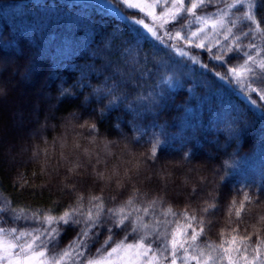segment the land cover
Listing matches in <instances>:
<instances>
[{"label":"trees","instance_id":"obj_1","mask_svg":"<svg viewBox=\"0 0 264 264\" xmlns=\"http://www.w3.org/2000/svg\"><path fill=\"white\" fill-rule=\"evenodd\" d=\"M101 2L118 6L119 0H0V87L4 89L0 95V207L14 208L18 215L30 209L29 216L32 212L59 216L70 210L69 205L78 206L76 197L80 194L85 197L103 194L106 207H114L115 203L107 197L116 196V202H123L131 195L132 187L118 192L115 184L94 182L88 175L93 168L83 149L93 153L92 164H95V154L99 155L102 163L96 165L97 171L106 162L109 171L115 166L123 173L124 169H133L148 154L151 146L148 141L159 137L163 144L157 161L142 167L148 169L147 176L153 177L157 171L167 169L171 173L167 189L162 191L155 178L149 183L143 177L133 182L135 187L149 193L144 199L163 197L164 203L155 209L156 217L173 219L160 215L169 205L178 213L186 210L205 221L201 246L205 241L219 244L222 231L226 239L233 234L231 227L236 220L234 215L229 217L228 208L233 199L239 207L240 190L251 193L256 188H264V113L250 104L236 87L186 59L181 60L150 37L137 44L125 28L129 22ZM256 15L264 26V7L260 0H257ZM140 32L147 35L142 28ZM249 40L253 38L244 43ZM102 50L103 58L99 55ZM192 51L200 52L201 61L210 68L225 71L215 62H209L203 50ZM136 56L143 60L133 72ZM106 60L112 68L133 72L134 77L147 69L142 78L136 77L142 85L140 94L148 97L160 92L159 105L142 107V116L135 121L123 106L111 110L101 120L91 111L97 107L95 102L87 109L81 106L91 88H84L82 94L78 92L80 99H58L62 88L72 87L82 77L93 87L102 85L104 76L99 71ZM235 63V59L228 61L229 65ZM167 77L172 78L171 87L163 82ZM238 112L245 115L247 123L233 132L228 125ZM76 114L81 119H75ZM84 120L98 125L95 143H89L93 137L79 127ZM108 141L114 143L106 148ZM185 152L191 154L190 160L183 158ZM77 159L87 167L81 170L80 176L69 178L67 161ZM202 177L214 178L220 186L218 191L202 185ZM193 187L197 189L195 197L188 195ZM178 192L182 194L177 196ZM209 193L218 198L211 199ZM206 203H215L217 209L202 213ZM87 205L85 199V208ZM262 216L264 196L259 203L246 204L242 220L249 226L248 232H244L242 224L239 234H252L255 231L252 225H255L264 237V222L257 223ZM0 217H3L2 227H15L17 233L34 228L38 222L22 217L13 219L11 212L0 213ZM208 221H211L210 227ZM144 222L151 232L153 217L144 216ZM114 232L116 240L123 237V232ZM106 235L101 232L100 243ZM73 236L75 231L68 229L56 251L64 249ZM132 241L130 236L129 242ZM256 242L253 234L252 245ZM99 246L97 243L92 252ZM49 250L51 258V246ZM61 262L71 264L68 258Z\"/></svg>","mask_w":264,"mask_h":264},{"label":"snow or ice","instance_id":"obj_2","mask_svg":"<svg viewBox=\"0 0 264 264\" xmlns=\"http://www.w3.org/2000/svg\"><path fill=\"white\" fill-rule=\"evenodd\" d=\"M119 2L126 9L121 12L123 19L129 22L125 28L137 44L141 41L146 42L150 37L166 46L181 60L186 59L227 85L237 87L250 104L264 113V26L261 20L257 19V0H187V3L185 0H119ZM169 2L171 7L157 16L156 8L162 4L168 5ZM260 5L264 7V0H260ZM210 7L214 11L208 12L207 9ZM233 9L236 11L233 12ZM137 16L141 18L137 19ZM146 17L152 18V25L144 22ZM156 21L160 23L156 24ZM177 22H180L178 28ZM168 24H172L173 28L161 33L159 29H164ZM192 24H198L199 27L184 32V29L190 28ZM238 25L243 26L238 27ZM141 28L147 35L141 34ZM133 33L135 35H132ZM249 37L258 42L249 40L245 44L244 40ZM193 49L203 50L209 62H215L217 67H222L225 71L221 73L210 68L208 63L201 61V53H193ZM99 55L103 58L104 51L102 50ZM133 59L136 61L133 66L135 72L136 66L143 58L136 56ZM229 59H235L237 63L229 65ZM156 70L159 71V67ZM105 72L108 74L105 75ZM133 72L122 71L119 67L112 68L110 61L106 60L102 70L99 71V75L104 76L102 85L93 87L90 81L85 83L82 77L72 87L62 88L58 99H80L77 93L82 94L84 88H91L89 95L84 96L81 101L82 107L87 109L95 102L97 107L91 111L103 120L111 110L123 106L135 121L142 116V107L158 106L162 94L156 92L155 95L148 97L141 95L142 85L136 77L142 78L147 69L136 73V77ZM84 76L86 77L87 74L85 73ZM163 82L172 86L171 77H167ZM176 83L179 84V79ZM254 84L260 86L253 87ZM73 88L76 91H73ZM3 94L4 89L0 87V95ZM74 118L79 120L81 116L76 114ZM246 123L245 115L238 112L231 118L228 127L233 132H237L240 125ZM79 127L86 129L88 135L93 137V140L88 142L95 143V137L99 133L97 123L84 120ZM113 143L108 141L105 147ZM148 143L151 145L148 154L142 157L133 169H124L123 173L115 166L109 171L106 162L102 170L97 171L96 165L102 163L99 155L95 154V164H92L93 153L87 148L83 149V154L88 157V163L93 168L88 175L94 182L115 184L118 192L125 187H132L131 195L123 202H116V196L107 197L109 202L115 203L114 207H106L103 194L87 197L80 194L76 197L78 206L69 205L70 210L64 211L59 216L40 212H32L29 216L30 209H24L18 215L14 208L0 207V213L11 212L13 219L22 217L25 220L38 221L40 225L29 230H20L18 235H16L18 229L15 227L9 229L0 227V264H61L65 258H68L71 264H178V261L180 264H193V262L194 264H264V251H262L264 237L260 236V229L252 225L255 229L252 234H239L242 224L244 232H248L249 226L242 220V214H246V204L261 202L264 188H256L251 193L240 190L242 200L239 207H236L237 202L233 199L228 208L229 217L234 215L236 220L235 226L231 227L233 234L226 239L222 231L219 244L205 241L201 246V237L205 235V221L202 218L198 219L195 214L190 215L186 210L178 213L169 205L161 210L160 215L171 216L173 219L161 220L156 217L155 209L164 203L163 197L155 195L150 199H144L143 197H148L149 193H142L135 187L133 182L141 181L142 177L149 183L155 178L164 191L168 186V177L171 176L167 169L157 171L154 177L146 175L148 169L142 166L157 161L163 142L159 137H154ZM76 148L79 149L80 145L77 144ZM183 158L190 160L191 154L185 152ZM67 162L70 164L67 168L69 178L75 179L80 176L81 170L87 167L78 159L75 162L73 160ZM200 182L204 186L210 185L213 191H218L220 187L214 178L202 177ZM181 194L176 193L177 196ZM188 195L195 197L197 189L193 187ZM208 195L213 200L218 198L212 193ZM85 199L88 202L87 208L84 206ZM216 209L215 203H206L201 208V212L207 214ZM147 215L153 217L151 232L147 231L149 225L144 222V216ZM0 220H3V217H0ZM261 222H264V216L257 221V223ZM231 224L230 219L229 225ZM161 225L165 227L161 229ZM167 225L172 227L169 228ZM208 225L211 226V221H208ZM68 229L74 230L75 236L69 240L64 249L57 252L59 240ZM114 230L123 232L120 240L114 238L116 235ZM101 232L107 233L102 243H100ZM253 234L257 237L255 246L252 245ZM130 236L133 237L132 242H129ZM149 236L153 238L148 239ZM97 243L100 246L92 252V248ZM49 246H51L50 259L46 258L49 255Z\"/></svg>","mask_w":264,"mask_h":264},{"label":"rangeland","instance_id":"obj_3","mask_svg":"<svg viewBox=\"0 0 264 264\" xmlns=\"http://www.w3.org/2000/svg\"><path fill=\"white\" fill-rule=\"evenodd\" d=\"M185 2L187 3V0H185ZM101 4H103L104 6H106L107 8H109L110 10H113V11H116L117 13H121V11H117V9H124L123 8V6L120 4V2L118 3V6H115L114 4H112V3H110V4H107V3H104V2H101ZM222 6V5H221ZM119 7H122V8H119ZM168 7H171V3L169 2V4L168 5H160V6H158L157 8H156V14H157V16H159V14L162 12V11H164L166 8H168ZM124 10H126V9H124ZM207 11L208 12H212V11H214V9L213 8H208L207 9ZM236 10L235 9H233V12H235ZM144 22L145 23H147V24H150V25H152L153 24V21H152V18L151 17H146L145 18V20H144ZM156 24H159L160 23V21H156L155 22ZM179 23L180 22H177V24H176V27L178 28L179 27ZM183 23H187V21H184ZM197 27H199V25L198 24H192L191 26H190V28H188V27H186L185 29H184V32H187V31H189V30H195ZM238 27H241L240 25H238ZM173 28V25L172 24H168V25H166L165 26V28L164 29H159V31L161 32V33H163L165 30H171ZM183 34V33H182ZM253 87H259V84H254L253 85ZM237 88V87H236ZM238 89V88H237ZM239 90V89H238ZM240 91V90H239ZM256 109H258L259 111H260V109L259 108H257V107H255ZM40 225H39V222H37L36 223V225H35V227H39ZM0 227H2L1 225H0ZM34 227V228H35ZM9 229V228H8ZM16 235H18V233L16 234ZM9 238H11V237H9ZM46 258H48V259H50V256H46ZM61 264H65L64 262H61ZM178 264H180V261H178Z\"/></svg>","mask_w":264,"mask_h":264}]
</instances>
